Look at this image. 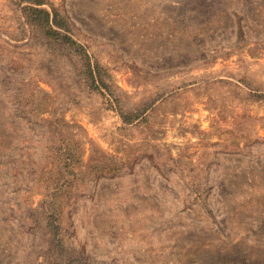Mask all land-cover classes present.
<instances>
[{"label":"rangeland","instance_id":"374dc122","mask_svg":"<svg viewBox=\"0 0 264 264\" xmlns=\"http://www.w3.org/2000/svg\"><path fill=\"white\" fill-rule=\"evenodd\" d=\"M52 1L116 99L0 0V264H264V0Z\"/></svg>","mask_w":264,"mask_h":264},{"label":"trees","instance_id":"16d2710c","mask_svg":"<svg viewBox=\"0 0 264 264\" xmlns=\"http://www.w3.org/2000/svg\"><path fill=\"white\" fill-rule=\"evenodd\" d=\"M16 5V9L21 13L22 19L30 27L31 32L34 30L39 32L42 40L51 44L56 43L53 48L56 54L54 56L60 59H66V56L77 57L80 63V72L86 81L89 90L99 93L105 97L107 102L114 104L116 95L113 91L110 75L100 63L92 57L86 48L73 36L71 26L66 17L60 11L59 5L52 0H12ZM41 44V43H40ZM44 44V43H43ZM53 55V54H50ZM70 141V140H69ZM62 140L59 148L62 153L61 158L68 161V164L80 162L82 164V150L76 148L73 142ZM54 144L49 145V155L54 160L58 157L54 154ZM73 147V149L71 148ZM76 152L77 157L72 153ZM90 162L96 164L95 167L102 174H109L121 170L126 165L113 159L112 162L105 161L101 163L99 160L90 159ZM125 164V163H124ZM73 175L74 172L71 171ZM65 188L70 187L72 181L66 179Z\"/></svg>","mask_w":264,"mask_h":264}]
</instances>
